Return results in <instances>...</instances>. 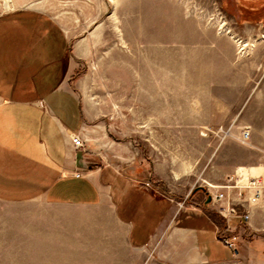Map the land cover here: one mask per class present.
Segmentation results:
<instances>
[{
    "label": "rangeland",
    "instance_id": "374dc122",
    "mask_svg": "<svg viewBox=\"0 0 264 264\" xmlns=\"http://www.w3.org/2000/svg\"><path fill=\"white\" fill-rule=\"evenodd\" d=\"M54 1L38 3L69 22L72 88L118 148L104 163L137 165L152 191L199 207L219 206L208 185L264 177V0ZM7 207L1 223L16 221ZM249 210L238 249L264 264V201Z\"/></svg>",
    "mask_w": 264,
    "mask_h": 264
},
{
    "label": "crops",
    "instance_id": "0c3cea01",
    "mask_svg": "<svg viewBox=\"0 0 264 264\" xmlns=\"http://www.w3.org/2000/svg\"><path fill=\"white\" fill-rule=\"evenodd\" d=\"M38 2L55 1L0 2V202L16 216L0 222V264H243L238 242L221 239L239 218L152 191L137 165L104 163L118 148L72 88L69 22Z\"/></svg>",
    "mask_w": 264,
    "mask_h": 264
},
{
    "label": "built area",
    "instance_id": "2783aa9c",
    "mask_svg": "<svg viewBox=\"0 0 264 264\" xmlns=\"http://www.w3.org/2000/svg\"><path fill=\"white\" fill-rule=\"evenodd\" d=\"M249 132L243 133V140L249 138ZM75 146L82 147L84 141L79 135H73ZM233 182V178L229 179L228 183L219 185L220 187L208 185V195L211 196L212 203H217L218 212L227 220L228 223L234 218H239L244 221H249L251 212L249 206L258 204L264 201V177H251L246 180ZM243 189L247 191L244 195ZM223 242L233 250L237 249L239 236L237 233L231 235H222Z\"/></svg>",
    "mask_w": 264,
    "mask_h": 264
},
{
    "label": "water",
    "instance_id": "95a60500",
    "mask_svg": "<svg viewBox=\"0 0 264 264\" xmlns=\"http://www.w3.org/2000/svg\"><path fill=\"white\" fill-rule=\"evenodd\" d=\"M208 202H210L211 201V196L210 195H208V200H207Z\"/></svg>",
    "mask_w": 264,
    "mask_h": 264
}]
</instances>
